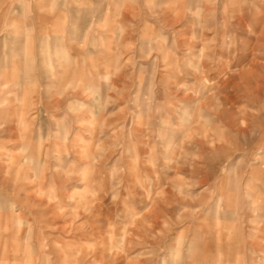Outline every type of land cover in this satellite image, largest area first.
I'll list each match as a JSON object with an SVG mask.
<instances>
[{
	"label": "rangeland",
	"instance_id": "374dc122",
	"mask_svg": "<svg viewBox=\"0 0 264 264\" xmlns=\"http://www.w3.org/2000/svg\"><path fill=\"white\" fill-rule=\"evenodd\" d=\"M8 2L10 8L0 7V89L7 84V91L16 95L9 97L10 123L5 121L7 131L0 136V264H163L167 246L172 241L177 250L185 246L182 233L189 240L197 241L192 264H238L235 240L229 239L234 233L252 236L244 245L249 249L245 264H264V212H257L255 217L245 212L239 223L234 217L217 218L218 198L228 196L231 191L220 177L223 164H217L213 171L212 162L202 158L192 166L177 168L173 165L172 170L162 176L158 169L154 171L141 160L130 171L131 161L124 150L129 143L136 144L141 158L148 155L150 148L145 147L142 135L129 140L127 121L122 149L107 153L105 146L111 141L105 140L101 145V140L112 136L114 128L105 129L102 136L99 126L74 125L70 139L78 137L73 159L78 162L81 175L63 184L49 171H42L37 178L35 145L25 146L21 137V130L29 127L33 114L28 105L36 97L20 91L16 85L22 84L33 67L40 64L45 42L49 51L66 49V60H75L77 64H84L88 56L98 50L111 57L116 51L115 24L130 23L133 12L128 8L118 11L110 7L118 0H105L103 11L95 16L88 13L95 0ZM77 11L82 13L80 17H76ZM76 19L79 21L73 36ZM70 37L74 43L69 42ZM100 42L104 47L98 49L94 45ZM81 44L85 47L81 48ZM262 45L264 36L253 38V49L235 78L241 96L240 102L234 104L236 115L245 98H255L258 92L264 96ZM71 76L69 69L66 77L71 79ZM223 83L231 90L234 81L228 79ZM75 95L83 99L79 92ZM228 95H218L213 102L220 105L218 115L228 107L225 104ZM16 97L22 103H13ZM40 99L41 108L59 119L62 113H57L43 95ZM119 119L109 117L107 124L115 125ZM219 123L228 127L223 120ZM37 126L32 125L34 141ZM132 131L142 129L137 125ZM87 144L91 145V153L104 157L96 164L103 165L109 172L98 170L96 165L89 167L93 161L82 155ZM203 147L211 151L213 138H208ZM117 158L121 161L120 167L129 166L123 172L115 166ZM29 159L33 162L25 163ZM40 159H44L43 150ZM262 166L264 157L242 168L241 183L254 179L259 189ZM192 180L196 187L186 185L185 182ZM113 185H118L115 193ZM230 203L234 208V195ZM253 219L256 222L249 223Z\"/></svg>",
	"mask_w": 264,
	"mask_h": 264
},
{
	"label": "clouds",
	"instance_id": "9594fccd",
	"mask_svg": "<svg viewBox=\"0 0 264 264\" xmlns=\"http://www.w3.org/2000/svg\"><path fill=\"white\" fill-rule=\"evenodd\" d=\"M104 4L105 0H95L88 13L100 14ZM0 7L10 8L11 4L2 0ZM110 7L118 11L128 8L133 12L130 23L115 24L116 51L111 57L98 50L88 56L87 62L77 64L75 60H66V49L49 51L45 42L40 64L33 67L22 84L16 85L20 91L36 97L28 105L33 114L29 127L21 130V137L25 146L35 145L37 178L42 171H49L63 184L81 175L78 162L73 159L78 137L70 139L74 125L99 126L102 136L105 129L114 128L112 136L101 140V145L105 140L111 141L105 146L107 153L122 149L127 121L129 140L142 135L145 147L150 148L148 155L141 158L136 144L129 143L124 150L131 161L130 171L143 160L166 176L173 165L192 166L195 161L207 158L212 162L213 171L217 164H223L220 177L231 190L228 196L218 198L217 218L234 217L239 223L245 212L254 217L257 212H264V166L259 189L254 179L241 183V169L264 157V96L258 92L255 98H245L239 115L234 109V104L241 100L235 78L253 49V38L264 36V0H118ZM81 15L80 11L76 12V17ZM78 21L72 26L73 36ZM69 42L74 43V39L70 37ZM94 46L104 47L103 42ZM100 57L104 58L100 60ZM69 69L71 79L66 77ZM228 79L234 81L231 90L223 83ZM7 88L4 84L0 89V136L7 131L9 97L16 95ZM77 92L83 99L75 95ZM223 93H229L225 99L228 107L218 115L220 105L213 102ZM41 95L57 113H62L59 119L41 108ZM13 103L22 101L16 97ZM109 117L120 119L115 125H109ZM221 120L228 127L219 123ZM34 123L38 125L35 141L32 139ZM137 125L142 131L133 132ZM208 138H213L211 151L203 147ZM90 149L91 145L87 144L82 152L84 158L93 161L89 167L96 165L98 170L109 172L96 164L104 157L91 153ZM32 162V159L25 161ZM120 163L117 158L115 166L121 172L129 167H120ZM185 183L189 187L197 186L195 180ZM117 187L113 185L114 193ZM233 195L234 208L230 203ZM181 237L185 246L177 250L172 241L163 264H192L197 241L189 240L183 233ZM229 239L235 240L238 264H245L249 249L244 245L252 236L234 233Z\"/></svg>",
	"mask_w": 264,
	"mask_h": 264
}]
</instances>
